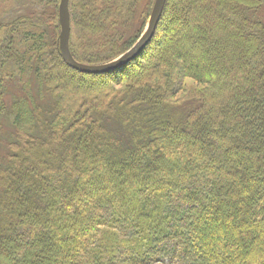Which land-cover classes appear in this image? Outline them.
Masks as SVG:
<instances>
[{
	"label": "trees",
	"instance_id": "16d2710c",
	"mask_svg": "<svg viewBox=\"0 0 264 264\" xmlns=\"http://www.w3.org/2000/svg\"><path fill=\"white\" fill-rule=\"evenodd\" d=\"M0 1V264H264V0Z\"/></svg>",
	"mask_w": 264,
	"mask_h": 264
},
{
	"label": "water",
	"instance_id": "95a60500",
	"mask_svg": "<svg viewBox=\"0 0 264 264\" xmlns=\"http://www.w3.org/2000/svg\"><path fill=\"white\" fill-rule=\"evenodd\" d=\"M167 1L168 0L155 1L149 23L139 40L132 48L110 62L98 65H90L75 60L71 53L70 0H61L59 7V24L61 28L59 35V51L63 61L70 68L86 75H105L129 65L145 51V49L153 40L158 25L162 19Z\"/></svg>",
	"mask_w": 264,
	"mask_h": 264
},
{
	"label": "rangeland",
	"instance_id": "374dc122",
	"mask_svg": "<svg viewBox=\"0 0 264 264\" xmlns=\"http://www.w3.org/2000/svg\"><path fill=\"white\" fill-rule=\"evenodd\" d=\"M148 1L147 0H144L140 3V6L138 7L139 8V12H137V15L139 16L138 18V21L136 23V27H141L144 31L149 23V19L150 17H147L146 16V10H147V7H148ZM24 3H14V4H11V3H6V2H1L0 1V23H7L13 19H15L19 14H23L24 12L22 11V9L24 8ZM143 34V33H142ZM11 67V65L9 66ZM15 70V74H18L17 73V70L15 68H13ZM16 76V75H15ZM19 78V76H18ZM15 79V80H18ZM193 84V81L191 79H187L185 81V85L186 87L187 86H190ZM13 89L16 91V88L13 86ZM183 93L180 92L178 94V96L182 95Z\"/></svg>",
	"mask_w": 264,
	"mask_h": 264
}]
</instances>
